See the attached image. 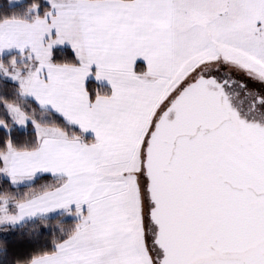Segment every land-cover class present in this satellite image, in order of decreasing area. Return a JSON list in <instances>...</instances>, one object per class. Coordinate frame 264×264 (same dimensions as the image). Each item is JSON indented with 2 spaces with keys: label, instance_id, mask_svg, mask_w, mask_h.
<instances>
[{
  "label": "snow or ice",
  "instance_id": "1",
  "mask_svg": "<svg viewBox=\"0 0 264 264\" xmlns=\"http://www.w3.org/2000/svg\"><path fill=\"white\" fill-rule=\"evenodd\" d=\"M0 264H264V0H0Z\"/></svg>",
  "mask_w": 264,
  "mask_h": 264
}]
</instances>
